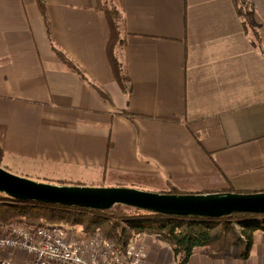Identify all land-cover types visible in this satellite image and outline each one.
<instances>
[{
  "label": "crops",
  "instance_id": "1",
  "mask_svg": "<svg viewBox=\"0 0 264 264\" xmlns=\"http://www.w3.org/2000/svg\"><path fill=\"white\" fill-rule=\"evenodd\" d=\"M38 1L0 0V166L66 185L264 192V0H116L124 87L107 0H40L45 16ZM130 242L144 264H180L156 234ZM27 257L0 249V264ZM187 264H264V230L247 259L198 250Z\"/></svg>",
  "mask_w": 264,
  "mask_h": 264
},
{
  "label": "trees",
  "instance_id": "2",
  "mask_svg": "<svg viewBox=\"0 0 264 264\" xmlns=\"http://www.w3.org/2000/svg\"><path fill=\"white\" fill-rule=\"evenodd\" d=\"M239 3L240 0H235ZM42 13L45 16V8L42 1H38ZM109 29L110 39L107 45V52L114 76L119 84L124 87L126 78L123 76L121 64L116 56V49L122 45L121 26L119 20L121 13L118 8H104ZM248 21L252 20V11L245 13ZM57 57L70 69L79 74L84 80L87 78L77 68V66L62 52L54 49ZM90 85L107 102L111 103V98L100 88ZM122 114L133 120L135 116L127 111ZM3 152L0 149V161ZM13 219L24 220L28 226H46L47 221L64 220L70 223H86L87 231L84 236L91 235L96 230H91L92 224H109L113 230L104 233L106 238L113 239L117 244L125 249L133 236V232L145 231L142 223L150 222L153 225L146 228L147 233L156 234L159 239L167 243L180 264H187L191 256L198 250L208 252L216 257H224L228 254L231 246L241 249L239 257L247 259L253 244V234L256 231L264 230V216L255 214H236L219 219H208L198 217H175L155 214L137 208L123 205L115 206L110 210L82 209L78 207H64L53 204H42L36 201L22 202L0 194V226H7V222ZM84 221V222H83ZM237 221L242 226V232L236 233L230 223ZM160 223V224H158ZM127 225V227H126ZM122 229L121 234L113 231ZM90 229V230H89ZM230 235V237H229Z\"/></svg>",
  "mask_w": 264,
  "mask_h": 264
},
{
  "label": "water",
  "instance_id": "3",
  "mask_svg": "<svg viewBox=\"0 0 264 264\" xmlns=\"http://www.w3.org/2000/svg\"><path fill=\"white\" fill-rule=\"evenodd\" d=\"M0 194L42 204L110 210L118 205L175 217L219 219L235 214L264 215V192L254 194H164L128 187L51 184L0 167Z\"/></svg>",
  "mask_w": 264,
  "mask_h": 264
},
{
  "label": "built area",
  "instance_id": "4",
  "mask_svg": "<svg viewBox=\"0 0 264 264\" xmlns=\"http://www.w3.org/2000/svg\"><path fill=\"white\" fill-rule=\"evenodd\" d=\"M0 249L24 252L28 264H144L148 258L143 245L130 242L123 249L99 232L84 236L61 227L25 224L7 226L0 233Z\"/></svg>",
  "mask_w": 264,
  "mask_h": 264
},
{
  "label": "rangeland",
  "instance_id": "5",
  "mask_svg": "<svg viewBox=\"0 0 264 264\" xmlns=\"http://www.w3.org/2000/svg\"><path fill=\"white\" fill-rule=\"evenodd\" d=\"M243 3H245V0H240V4H243ZM106 7H108L109 9H115V8H117L116 0H107V6ZM120 22H121V19L119 20V23ZM0 167L3 168V169H5L6 171L12 173V174H15V175L20 176V177H25V178H28V179H31V180H35V181H39V182H44V183H51V184H64L62 182H45V181H41L40 179H37L35 177L28 176L26 174H20V172H18V170L7 169L4 166H0ZM67 185H69V184H67ZM25 222H24V220H20V219H13V220L11 219L10 221L7 222V226H9V225H21V224L27 225V223H25ZM142 224L145 227V231L139 232V233L133 232V234H135V235L137 234V235H140L141 236L142 234L146 233V231H148V230H146V228H150L153 225V223H150V222H145V223H142ZM158 224H160V223H158ZM230 224L232 225V227L234 228V230H235L236 233H240L241 234V232H242V226L240 225L239 222L233 221ZM45 225L46 226H49V227H54V226L61 227L62 229H65L67 231H73V232H76L78 234H85L86 233L85 231H87L86 230L87 229V226H86V223L85 222L82 223V224H77L75 222L70 223V222H67V221H64V220H57V221H47V222H45ZM92 225L93 226H92L91 230H94L95 229L96 232H99V233H102V234H103V232L104 233H107V232H109V230H113V228L109 224H105L104 225L103 223H100V224L95 223V224H92ZM7 226H5V228ZM126 227H127V225H126ZM122 229L120 227V228H118L117 230H115L113 232L114 233L121 234ZM229 237H230V235H229ZM240 251H241V249L237 248L236 246H231L229 248V251H228V254L227 255L231 254V252H233L235 254H240Z\"/></svg>",
  "mask_w": 264,
  "mask_h": 264
}]
</instances>
